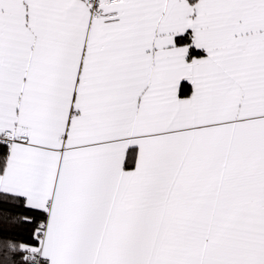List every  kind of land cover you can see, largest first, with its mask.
<instances>
[{
  "label": "snow or ice",
  "instance_id": "6c2138e0",
  "mask_svg": "<svg viewBox=\"0 0 264 264\" xmlns=\"http://www.w3.org/2000/svg\"><path fill=\"white\" fill-rule=\"evenodd\" d=\"M0 264H264V0H0Z\"/></svg>",
  "mask_w": 264,
  "mask_h": 264
}]
</instances>
